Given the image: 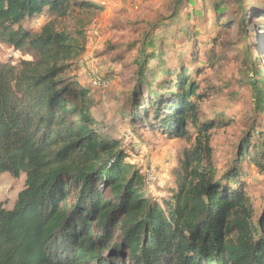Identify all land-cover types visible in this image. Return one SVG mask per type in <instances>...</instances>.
Segmentation results:
<instances>
[{
	"label": "trees",
	"instance_id": "16d2710c",
	"mask_svg": "<svg viewBox=\"0 0 264 264\" xmlns=\"http://www.w3.org/2000/svg\"><path fill=\"white\" fill-rule=\"evenodd\" d=\"M237 2L240 28L264 29L253 17H264V1L251 8ZM74 4L95 6L0 0V39L33 57L0 62V177H25L14 206L0 205V264H264V210L254 207L237 168L218 176L213 123L201 122L199 87L188 69L149 68L160 56L154 42L149 53L143 41L134 62L132 101L140 114L133 118L153 115L170 136H188L189 125L197 132L163 204L147 194L125 142L97 128L91 91L67 75L85 51L84 31L42 20L46 13L65 17ZM32 19L41 22L38 30L26 26ZM255 64L262 83H254L255 99L264 110V76ZM250 137L240 144L242 158L251 153ZM254 147L251 161L263 171L264 141Z\"/></svg>",
	"mask_w": 264,
	"mask_h": 264
},
{
	"label": "rangeland",
	"instance_id": "374dc122",
	"mask_svg": "<svg viewBox=\"0 0 264 264\" xmlns=\"http://www.w3.org/2000/svg\"><path fill=\"white\" fill-rule=\"evenodd\" d=\"M75 1L82 0H72ZM88 1L95 6L74 4L67 16L46 13L42 20L73 34L84 31L85 51L73 61L67 75L91 91L92 113L102 134L124 141L131 151L129 160L139 168L152 167L154 179L143 178L147 194L161 204L170 197L175 190L181 154L195 145L197 132L189 125L188 136H170L153 115L148 120L141 116L133 118L140 114L132 95L136 86L134 62L143 41L149 53L153 50L150 43L154 42L160 55L149 68L158 70L160 64L161 69L176 72L186 68L191 72L192 81L199 87L200 98L196 101L203 104L197 105L201 122L213 123L209 136L217 174L223 176L229 169L237 168L254 207L261 213L264 170L253 164L251 154L254 145L264 141V110L257 107L254 91L255 81L261 80L255 63L264 76V29L253 24L245 32L240 28L238 21L243 11L237 0ZM243 1L251 8L264 0ZM218 5L222 12L216 10ZM253 17L264 24L260 13ZM38 22L32 19L26 26L38 30ZM255 56L256 62L252 59ZM32 58L0 39L1 63L18 65ZM95 75L106 76L110 81L108 87L91 85ZM158 76L162 75L159 73L156 79ZM248 136L252 139L251 153L242 158L240 144ZM24 178H15L8 172L1 175V206H14Z\"/></svg>",
	"mask_w": 264,
	"mask_h": 264
},
{
	"label": "built area",
	"instance_id": "2783aa9c",
	"mask_svg": "<svg viewBox=\"0 0 264 264\" xmlns=\"http://www.w3.org/2000/svg\"><path fill=\"white\" fill-rule=\"evenodd\" d=\"M38 23L39 25H41L40 21ZM109 83L110 81L104 75H95L91 77V85L93 86L106 88L108 87ZM141 172L148 181H152L154 179L152 167H145L141 170Z\"/></svg>",
	"mask_w": 264,
	"mask_h": 264
}]
</instances>
